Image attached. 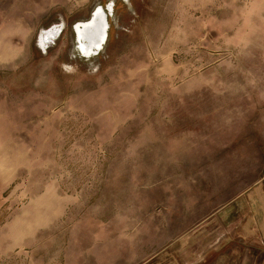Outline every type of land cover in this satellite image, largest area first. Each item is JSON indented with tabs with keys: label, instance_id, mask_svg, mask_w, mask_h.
<instances>
[{
	"label": "rangeland",
	"instance_id": "374dc122",
	"mask_svg": "<svg viewBox=\"0 0 264 264\" xmlns=\"http://www.w3.org/2000/svg\"><path fill=\"white\" fill-rule=\"evenodd\" d=\"M263 182L264 0H0V264L211 255Z\"/></svg>",
	"mask_w": 264,
	"mask_h": 264
},
{
	"label": "crops",
	"instance_id": "0c3cea01",
	"mask_svg": "<svg viewBox=\"0 0 264 264\" xmlns=\"http://www.w3.org/2000/svg\"><path fill=\"white\" fill-rule=\"evenodd\" d=\"M245 195L249 204L248 229L241 237H247L249 243L242 240L215 243L212 246L214 254L185 256L182 264H264V182L251 187ZM228 249L230 254L224 255L223 251ZM168 264H172L169 259Z\"/></svg>",
	"mask_w": 264,
	"mask_h": 264
},
{
	"label": "water",
	"instance_id": "95a60500",
	"mask_svg": "<svg viewBox=\"0 0 264 264\" xmlns=\"http://www.w3.org/2000/svg\"><path fill=\"white\" fill-rule=\"evenodd\" d=\"M99 7V13L96 15V16H94L93 15V13H95V11H93L92 13H91V15H90V19H88L89 20V22L90 23H92V24H94V23H99V21L100 20H103L104 21V23H105V29H104V35L102 36V38L101 39H99L100 41H99V45L98 46H96V45H90V42H89V40L86 38V36L83 34V32H84V29L86 28V27H81V33H82V35H81V33L80 34H78V32H77V29H76V26L79 24V22L78 23H76L75 25H74V27H73V30H74V32H75V35H76V41H77V45H78V48H79V50H80V52L83 54V55H89V54H94V53H97V51L102 47V45L104 44V42H105V39H106V37H107V29H108V22H107V15H109L110 13H111V10H112V4H108L107 6H105V9H103L101 6H98ZM97 8V7H96ZM95 8V9H96ZM100 17L102 18V19H100ZM90 27V26H89ZM48 31V30H47ZM46 31V32H47ZM43 33V34H41V35H44V41H43V43H44V47H46V45H47V43H48V39L50 38H53L55 35H56V33H54V34H51V35H48L49 33ZM48 35V36H47ZM82 41V43H85L86 44V46H88L87 47V50H84V49H82L81 48V46H80V42ZM43 47V48H44Z\"/></svg>",
	"mask_w": 264,
	"mask_h": 264
},
{
	"label": "bare ground",
	"instance_id": "6f19581e",
	"mask_svg": "<svg viewBox=\"0 0 264 264\" xmlns=\"http://www.w3.org/2000/svg\"><path fill=\"white\" fill-rule=\"evenodd\" d=\"M97 8H99V7H97ZM96 9L93 10V11H95V13H93L94 16H96L99 13V10H100V9H97V10ZM100 19H102V18L100 17ZM105 26L106 25H105L103 20H100L99 23H94V24L90 23L89 20H86L83 23L79 22V24L76 26V29H77L78 34H80L81 31H82L81 27H86L84 29L83 34L89 40L90 45L98 46L99 45V41H100L99 39H101L102 36L104 35ZM81 35H82V33H81ZM80 46H81L82 49L87 50L88 46H86L85 43H82V41L80 42Z\"/></svg>",
	"mask_w": 264,
	"mask_h": 264
}]
</instances>
